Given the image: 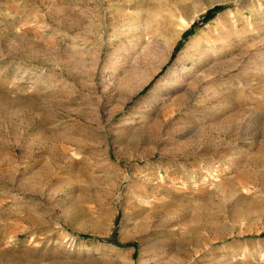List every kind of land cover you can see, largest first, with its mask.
Segmentation results:
<instances>
[{
    "label": "rangeland",
    "instance_id": "374dc122",
    "mask_svg": "<svg viewBox=\"0 0 264 264\" xmlns=\"http://www.w3.org/2000/svg\"><path fill=\"white\" fill-rule=\"evenodd\" d=\"M180 1L0 0V264H264V0Z\"/></svg>",
    "mask_w": 264,
    "mask_h": 264
},
{
    "label": "bare ground",
    "instance_id": "6f19581e",
    "mask_svg": "<svg viewBox=\"0 0 264 264\" xmlns=\"http://www.w3.org/2000/svg\"><path fill=\"white\" fill-rule=\"evenodd\" d=\"M175 7L177 8V10L173 7L167 6V8L163 9L160 15L156 17L154 16V18L151 21L149 20V22L151 23L147 25V28H152V29L154 28V30L160 31L166 25L174 24L175 26H177L176 27L177 29L176 38H178L180 37L181 32L185 28H187L196 19L197 16H199L202 12H204L205 9L208 7V5H205L204 7H200V8H195V9L192 8L189 12H187L185 15L180 16V17L177 15L181 11L184 12L188 7L186 3H184V1L176 2ZM235 11H237V8H235ZM214 28L215 29L213 31L211 29L207 30L206 32L202 31L199 35L193 37L185 49V54L180 56L179 60H181V62H184V63H186L187 61H190L192 66H194V64L201 61L203 58L213 55V54H217L219 51H221L220 50L221 48L228 45V42H230L231 38H233L234 32H232L231 30L229 31L225 27L223 22L217 23L214 26ZM250 31L251 29H248L246 30V33L244 31L243 32L241 31V33H245L246 35L249 34L250 36L251 35ZM185 68H187V66ZM185 68L182 70L183 73L188 71ZM175 74H176V71L168 74L167 76L168 83L176 84L178 82L179 79L173 80V76Z\"/></svg>",
    "mask_w": 264,
    "mask_h": 264
},
{
    "label": "trees",
    "instance_id": "16d2710c",
    "mask_svg": "<svg viewBox=\"0 0 264 264\" xmlns=\"http://www.w3.org/2000/svg\"><path fill=\"white\" fill-rule=\"evenodd\" d=\"M209 16H210V11L207 12V17H209Z\"/></svg>",
    "mask_w": 264,
    "mask_h": 264
}]
</instances>
